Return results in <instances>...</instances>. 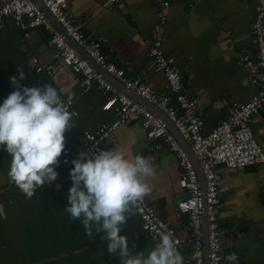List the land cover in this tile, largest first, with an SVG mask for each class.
<instances>
[{"label":"crops","instance_id":"obj_1","mask_svg":"<svg viewBox=\"0 0 264 264\" xmlns=\"http://www.w3.org/2000/svg\"><path fill=\"white\" fill-rule=\"evenodd\" d=\"M66 13L87 36L100 39L103 50L114 56L129 75L141 77L159 95L167 93L163 75L154 71L142 44L155 22V0H69ZM252 16L253 0H177L168 10L162 48L175 58L186 92L200 96L199 112L205 132L226 117L231 102L245 101L255 91L248 84L249 70L237 63L241 52H254L253 44L250 47L245 42L251 37ZM37 30L39 42L36 37L32 40L25 36L12 22L0 29V104L16 90L10 77L19 78L18 68L26 75L22 86L50 84L58 90L70 89L75 94L72 109L78 114L73 118L75 127L65 133V146H71L82 129H93L111 119L112 113L101 109V91L94 86L85 89L80 77L70 69H61L54 77L29 69L32 55L51 62L55 51L47 34ZM251 127L257 140L264 143L262 122L255 119ZM115 145L129 158L138 153L152 158L157 171L146 181L153 189L146 198L159 217L186 236V219L176 209L177 200L185 193L179 185L175 153L166 146L153 151L139 122L121 126L105 142L106 150ZM10 162L11 157L0 147V264H121L118 255L107 251L106 240L96 233L89 238L81 219L72 220L65 211L72 181L61 179L70 174V166L56 169L57 179L37 188L28 199L16 186L7 185ZM219 172L222 180L218 222L224 258L254 247L255 264H264V210L258 198L264 184V163L235 171L219 166ZM120 234L127 236L133 254L147 255L146 250L154 247L142 235L136 213L127 219ZM224 262L229 264L226 259Z\"/></svg>","mask_w":264,"mask_h":264},{"label":"built area","instance_id":"obj_2","mask_svg":"<svg viewBox=\"0 0 264 264\" xmlns=\"http://www.w3.org/2000/svg\"><path fill=\"white\" fill-rule=\"evenodd\" d=\"M48 13L60 24L68 36L75 41L103 72L111 75L119 83L147 102L155 105L172 122L197 158L204 177V191L201 187L195 165L188 152L182 147L166 122L146 104L128 95L109 81L67 40L63 32L56 28L46 11L35 0H0V29L6 22H12L28 37L30 31L40 28L55 48L53 60L43 62L32 55L28 66L36 74L54 75L68 68L80 77L85 89L96 87L104 96L103 111H110L112 118L93 129H82L71 146H65L58 158L56 169L63 166L74 167L72 160L80 152L90 154L106 150L105 142L115 136L116 131L129 122H139L145 131V138L153 151L166 146L173 151L179 165V185L185 196L177 200L176 209L186 219L188 234L182 236L175 226L159 217L147 198L135 210L140 220L141 233L155 244L160 230L173 234L184 264H204L202 214L207 220L208 264H225L222 232L218 217L220 212V183L222 175L219 166L229 171L264 163V143L255 137L251 123L259 119L264 125V0H253V16L250 35L254 52L243 51L237 63L249 70L248 84L255 91L245 101H233L228 105L225 118L205 132L199 112V95H189L183 85L181 71L175 58L162 48L164 27L169 8L177 0H155V22L151 34L142 40L154 71L161 73L167 93L159 95L151 84L139 76L129 75V71L116 62L114 56L103 50L100 39L87 36L75 19L67 15L69 0H40ZM120 0H109L118 3ZM72 109V105L70 107ZM77 113V112H76ZM62 181L71 180L70 174ZM58 184V182H56ZM8 186H15L7 179ZM220 248L217 249V242Z\"/></svg>","mask_w":264,"mask_h":264},{"label":"clouds","instance_id":"obj_3","mask_svg":"<svg viewBox=\"0 0 264 264\" xmlns=\"http://www.w3.org/2000/svg\"><path fill=\"white\" fill-rule=\"evenodd\" d=\"M18 72L19 78L10 77L16 90L0 104V147L11 157L9 182L31 199L37 188L57 179L56 166L65 149V133L75 127L73 118L78 114L70 111L75 96L70 89L58 90L50 84L22 86L26 75L21 68ZM72 164V186L65 211L72 220L81 219L89 238L93 233L100 235L108 242L107 251L118 255L121 264H184L169 231H158L147 255L133 254L127 236L120 234L127 219L135 215L153 190L146 182L157 171L151 157L138 153L129 158L115 145L93 154L82 151ZM225 259L229 264H238L234 253Z\"/></svg>","mask_w":264,"mask_h":264},{"label":"water","instance_id":"obj_4","mask_svg":"<svg viewBox=\"0 0 264 264\" xmlns=\"http://www.w3.org/2000/svg\"><path fill=\"white\" fill-rule=\"evenodd\" d=\"M43 10L46 11L47 15L51 18L52 22L54 23L55 27L60 29L63 34L65 35V37L67 38V40L76 48V50L85 58L89 61V63H91L95 68L98 69V71L102 72L103 75L109 80L111 81V83H113L114 85L118 86L121 90L125 91L128 95H131L133 98L137 99L138 101H140L141 103L146 104V106L151 109L153 112H155L158 116H160L167 125V128L173 133V135L176 137V139L179 141V143L182 145V147L188 152L190 158L192 159L199 180L201 182V187L202 190L204 191V177L202 174V170L198 164L197 158L195 157L194 153L192 152V150L190 149L189 145L186 143V141L184 140V138L182 137V135L179 133V131L174 127V125L172 124V122L163 114L162 111H160L155 105L147 102L145 99H143L142 97L138 96L137 94H135L134 92H132L130 89H127L126 87H124L121 83H119L115 78H113L111 75L103 72L101 69H99V67L94 63V61L89 57V55L75 42L73 41L68 34L64 31V29L61 28L60 24H58L55 19L50 15V13L47 12V10L45 9L44 5L42 4V2L40 0H35ZM36 37L37 41H40L39 35H38V30L37 29H33L30 31L29 34V38L34 40V38ZM246 44H248L250 47L252 45V40L251 37H248L245 40ZM42 47H45L46 44H41ZM258 198L260 201V204L264 210V184L261 185L260 190L258 192ZM262 221L264 223V218H262ZM202 231H203V249H204V264H208V256H207V251H208V246H207V220H206V213L205 211L202 214ZM255 252V248L254 247H250L248 250H245L242 254L238 255V264H255V258L256 257V253ZM248 255H252V258L249 259Z\"/></svg>","mask_w":264,"mask_h":264}]
</instances>
